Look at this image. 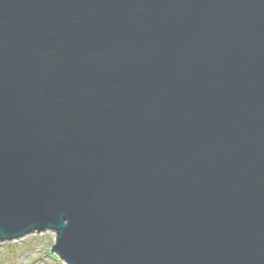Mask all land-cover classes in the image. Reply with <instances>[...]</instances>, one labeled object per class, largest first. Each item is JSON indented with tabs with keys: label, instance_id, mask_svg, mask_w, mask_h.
<instances>
[{
	"label": "water",
	"instance_id": "1",
	"mask_svg": "<svg viewBox=\"0 0 264 264\" xmlns=\"http://www.w3.org/2000/svg\"><path fill=\"white\" fill-rule=\"evenodd\" d=\"M66 264H264V0H0V241Z\"/></svg>",
	"mask_w": 264,
	"mask_h": 264
},
{
	"label": "rangeland",
	"instance_id": "2",
	"mask_svg": "<svg viewBox=\"0 0 264 264\" xmlns=\"http://www.w3.org/2000/svg\"><path fill=\"white\" fill-rule=\"evenodd\" d=\"M56 233L46 230L0 241V264H66L52 247Z\"/></svg>",
	"mask_w": 264,
	"mask_h": 264
}]
</instances>
